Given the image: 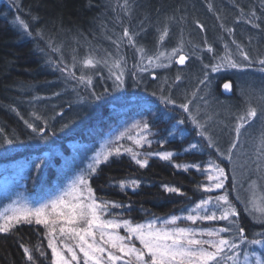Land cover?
<instances>
[{"label": "trees", "instance_id": "obj_1", "mask_svg": "<svg viewBox=\"0 0 264 264\" xmlns=\"http://www.w3.org/2000/svg\"><path fill=\"white\" fill-rule=\"evenodd\" d=\"M17 18L28 24L32 37L23 34ZM249 19L259 24L260 28L247 23ZM199 25L203 26V30ZM125 27L130 33H139L135 38L136 45L145 49L146 56L158 51L170 52L182 45L183 52L189 55L188 65L180 67L173 60L166 68L149 67L148 71L138 76L131 75L139 54L126 41L119 52L112 43L113 39L122 35ZM165 28L168 34L161 43L159 37ZM220 28L221 33L218 31ZM227 29L233 31L229 33ZM38 30H42L43 39L36 36ZM233 40L248 53L253 66L244 71L224 69L221 72L229 74L225 78L231 77L236 85L243 82L246 76L264 81V72L260 71L264 65L258 63L264 59V0H127L126 7L125 0H0V164L6 163L15 154L17 157L27 144L33 145L37 154L43 152L42 142L45 139L27 128L24 120L44 127L46 139L58 144L68 154L66 157L77 171L81 170L78 167L81 160L91 163L97 154L109 149V141L116 134L127 128L130 131L117 142L122 146V154L113 155L108 162L101 163L90 179L96 197L124 205L123 208H110V212L133 223L185 212L189 209L188 205L193 206L205 195L197 190L203 176L195 169L178 170L174 165L203 163L204 159L210 158V154L206 141H202L204 155L183 150L191 142L201 140L190 123L186 125V139L169 137L171 142L158 146L157 140L165 137V129L172 123L167 116L158 115L167 112L176 119H187L188 116L182 109L161 103L160 96H168L171 86V98L177 104L191 100V113L197 114L198 120L204 123L205 113L211 114L212 109L217 108L211 103L212 99L223 98L224 95L221 80L217 81V77L210 73L211 94L205 96L209 103L205 105L200 99L205 95L203 85L199 84L203 77V64L210 62L211 55H223L225 45L234 54L233 58L240 60ZM46 41H51L52 48H59L60 51H52ZM207 45L212 46L213 53H207ZM89 56L108 59L109 62L123 56L127 73L124 88L118 92L111 90L113 82L106 79L108 71L103 63L95 68L84 67L82 61ZM61 57L76 76H92L91 88L77 85L75 80H66L46 63L48 59L59 63ZM143 63L146 65L147 59ZM192 63L196 64V69H189ZM177 75L181 77L179 81H176ZM104 89L109 90L104 98L92 102L90 92L99 94ZM151 92L157 97H152ZM230 100L239 101V104L242 101L238 97ZM160 104L167 109L161 108ZM32 113L40 115L42 120H35ZM44 120L47 121L46 126ZM134 120L150 124V133L145 134L152 141L151 146L145 144L141 148L134 143L140 134L139 128H132ZM129 135L132 140L127 138ZM5 137L14 139V143H4ZM74 144L78 145V150L72 156ZM157 147L179 154L170 162L149 156L148 166L140 168L131 160L132 153L123 151L131 148L139 154L138 158L144 159L145 154ZM12 152L15 154L11 156ZM133 179L139 181L134 191L130 183ZM121 181L125 182L123 189L118 187ZM166 185L180 188L183 195L167 192ZM234 202L240 212V226L245 229L248 238H252L253 231L264 230V224L250 220L243 206ZM181 224L186 222H178L179 226ZM214 225L223 226L224 222H207L198 226ZM47 244L48 237L43 226L17 225L8 233H0V264H52L51 249ZM21 245L29 249L32 261L27 259ZM136 246L140 247L138 242Z\"/></svg>", "mask_w": 264, "mask_h": 264}, {"label": "snow or ice", "instance_id": "obj_2", "mask_svg": "<svg viewBox=\"0 0 264 264\" xmlns=\"http://www.w3.org/2000/svg\"><path fill=\"white\" fill-rule=\"evenodd\" d=\"M127 0H125V7ZM255 17V13H252ZM19 26L23 34L32 37V32L28 24L23 20H19ZM35 19V18H34ZM247 23L255 28H260L259 24L249 19ZM201 30L203 26L199 25ZM223 27V25H221ZM231 33L232 29H227ZM168 30L164 29L159 40L162 43L167 36ZM139 33H130L125 27L121 36L112 40L117 51L119 52L121 45L127 42V45L135 48L139 54V60L131 75L138 76L141 72L148 71L149 67L161 68L168 67L173 63L184 65L189 55L183 52V46L173 48L170 52L158 51L156 54L146 56L143 47H137L136 37ZM36 36L43 39L42 30H38ZM109 39H112L109 37ZM48 47L55 52H59V48H52L51 41H46ZM236 44V41H232ZM43 51V49H41ZM207 53H213L214 49L211 45L206 47ZM236 54L241 57L240 60L234 59V54L225 45L223 55H211L208 64H203V77L199 80V84L203 85L204 96L200 99L205 105L209 103L205 96L210 95L212 78L210 73H217L224 69H235L244 71L246 68L253 66V61L248 53L243 48L236 44ZM47 55V54H46ZM147 59V64L143 62ZM75 61V57H73ZM46 63L59 71L66 79L75 80L77 85L83 84L91 88L93 78L91 75L85 76L76 74L71 68L64 64L63 58L59 63L46 60ZM84 67L95 68L103 63L107 68L108 76L106 79L112 80V91L118 92L124 88V77L126 73V61L123 56L112 59H96L94 57H86L83 61ZM260 65H264V59L259 60ZM264 72V67L260 68ZM155 79V75L153 74ZM181 77L176 76V81ZM226 91H231L232 84L226 82L223 84ZM97 94L95 91L90 92L92 102L100 101L108 92ZM163 91V89H161ZM199 91V88H198ZM171 86L169 87L168 96H160V101L166 106L182 109L184 113H188L187 119H176L173 115L165 112L168 121H172L169 127L165 129V137L159 144L171 142L172 139L178 136L186 139L184 134L188 131L186 125L191 124L192 130L196 132L201 140L193 141L184 151L191 154L204 155L202 141H206V147L209 150L210 158L206 162H194L191 164H176L178 170L189 171L195 169L206 180V183L198 185V191H202L205 195L194 204L190 209H185V216L171 215L166 218H153L142 223H133L127 219H119L113 216L110 208H123L122 204H117L113 201H105L96 197L93 188L90 185L91 177L97 173L101 163L108 162L113 155L122 154V146L117 142L125 137L130 129H125L114 136V139L109 141L110 147L103 154H97L92 162L89 163L86 169H81L68 184L59 188L58 191L51 194L48 198L38 204L32 206L27 203L16 205L11 209L0 212V233H8L20 224H35L41 225L46 230L48 237L47 247L51 249L52 264H80V257L76 249L82 254L83 264H264V230L253 231L252 238L245 235V229L240 226V212L237 209V204L230 199L231 193H237L235 201L244 206V211L253 219L255 223L264 224V198L257 201L255 195L245 201L239 195L240 188L243 187V181H239L236 175V165L234 159V149L241 144L242 129L249 126L254 120L259 118L262 126H264V109H258L249 105L246 111L235 116L234 127L229 129V132H234L231 136L229 147L226 151L221 150L217 141L209 135L206 124L201 123L194 116L189 108L191 100L177 104L171 98ZM59 95V93H54ZM153 95H156L153 93ZM196 94L193 93L195 98ZM15 111V109H13ZM17 115L19 113L17 112ZM62 115V113H61ZM35 120H42V117L36 113H32ZM23 119V117H21ZM167 122V121H166ZM27 128L31 129L41 139H46L44 135L45 128L38 127L36 123L29 120H24ZM43 123L47 125V121ZM66 126V125H65ZM132 128H139L140 134L135 139L134 143L138 147H143L145 144L151 146L152 141L148 139L150 133V124L144 120L136 121ZM190 134V133H189ZM132 140V136H127ZM6 144H13L14 139L4 138ZM124 153H132L131 160L140 168L148 166L149 160L147 157L156 156L163 161H170L175 155L173 151H162L157 153L149 152L145 154L146 158H138V153L132 151L131 148L123 150ZM215 155V159L211 155ZM227 161L232 167L231 172V188H226V183L229 180V173H226L222 163ZM251 163L255 167H249L250 172L257 174L260 180H264V135H261L256 145L254 159ZM37 172H40L43 166H47L48 161L43 157H38L37 161L30 162ZM133 191L139 185L138 180H131ZM120 188L125 187V182L121 181L118 185ZM257 187V181L249 183V189L254 190ZM165 190L169 193L183 195L178 187L165 186ZM213 193H217L213 195ZM118 215V214H117ZM180 221H187L190 225L181 227L178 225ZM223 221V226L216 227H200L198 225L206 222ZM121 229L125 234H121ZM62 245L58 247L57 240ZM72 241L74 243H68ZM136 242L140 247L136 246ZM23 247L24 253L29 261L33 257L29 254V249ZM259 249L261 251H257ZM65 251L69 254L65 255Z\"/></svg>", "mask_w": 264, "mask_h": 264}, {"label": "rangeland", "instance_id": "obj_3", "mask_svg": "<svg viewBox=\"0 0 264 264\" xmlns=\"http://www.w3.org/2000/svg\"><path fill=\"white\" fill-rule=\"evenodd\" d=\"M246 77L243 82H239V84L236 85L237 95L242 96L240 104L239 101H231L230 99L224 98L226 99L224 100L225 108L221 109L217 107L211 111L213 119L210 125L213 127L209 129L208 133L217 141L220 149L224 151L229 147L231 136H234V132L230 133L229 129L234 127L235 116L246 111L249 105L256 107L258 112L260 109H264V84H261V82L264 81H259V86L254 87L247 84L248 80L251 82L254 81L253 78L249 79V77ZM244 83H246L245 86L243 85ZM135 98L140 99L137 97ZM205 114L209 116L208 113ZM194 116L197 117V114ZM197 119L199 118L197 117ZM261 135H264V126H262L259 118L242 129L241 144H246L245 147L247 151L244 150V158L238 169L236 168V175L239 181H243V187L240 188L239 195L245 201L250 199L253 193L257 201L264 198V180H260L256 173L249 171L250 166L255 167V165L251 163L252 159H254L255 152H249V148H256V142L258 141H255V139L259 140ZM42 143H44L43 152L37 154L34 150V146L27 144L23 147V150H21L22 152L17 154V157L15 152H12L11 156L14 154L15 156L8 158L6 163L0 164V177L2 178V181H0V212L8 210V214H10L13 207L24 203L38 206L40 202L58 191L60 187L68 184L69 181L79 173H70V159L62 153L55 143L50 139H45ZM74 145L71 149L72 156L76 155L75 152L78 150V145ZM233 151L235 162H239V160L236 159V151ZM7 153L10 154L8 150ZM38 157H43L48 161L47 166L42 165L40 172H37L30 164V162L37 161ZM59 160L60 162L57 163ZM84 166L85 164L82 163L78 167L84 169ZM54 171L55 173H53ZM225 171L232 172V167L228 162ZM253 180L257 181V187L254 190H250L249 183ZM230 185L231 182H229V189ZM227 186L228 184L226 183V187ZM26 191H28V193H25ZM215 194L216 193H213V195ZM236 194L235 192L231 193L230 199L235 201ZM237 203L240 204L239 202ZM250 220L253 221L251 217ZM214 227H216V225H214ZM120 231L121 234L124 233L123 229ZM67 242L74 243L72 241ZM57 244L58 247L62 248V245L59 244V239L57 240ZM76 251L80 257V264H83L82 254L79 253L78 249H76ZM65 255L68 256L69 254L65 251Z\"/></svg>", "mask_w": 264, "mask_h": 264}, {"label": "bare ground", "instance_id": "obj_4", "mask_svg": "<svg viewBox=\"0 0 264 264\" xmlns=\"http://www.w3.org/2000/svg\"><path fill=\"white\" fill-rule=\"evenodd\" d=\"M222 29H223V27H222ZM220 33H221V28L218 30ZM185 53V52H184ZM186 54V53H185ZM187 62H188V60H186V62H185V64L184 65H182V66H180V67H185V66H187L188 64H187ZM164 68H166V67H164ZM197 67H196V64H194V63H192L191 65H190V68L189 69H196ZM222 71V70H221ZM217 72V73H211V74H213L212 76H216L217 78H216V80L217 81H220L221 80V82L223 83V82H227V81H231V84H232V89H231V92H230V94H225V93H223V95H224V97L222 98V97H218V99H216V98H213L212 99V104H213V106L214 107H218V108H221V109H223V108H225V104H224V100H226V99H234L235 97H238L239 99H241L242 98V96L241 95H237V88H236V84H234L233 83V81H232V78L231 77H228V78H225V76H229V74H228V72L227 71H223V72ZM248 77V76H247ZM246 77V78H247ZM225 78V79H224ZM254 81L256 82H251V81H247V84L248 85H250V86H254V87H256V86H259L258 84H259V80H255L254 79ZM221 83V84H222ZM261 84H264V82H261ZM150 95L152 96V97H157V94L156 95H153V93L151 92L150 93ZM224 98H226V99H224ZM161 106V108H165V109H167V107H164V106H162V104H160ZM216 109V108H215ZM243 109V108H242ZM159 117H164V114L163 115H158ZM212 119H213V114L211 113V114H209V116H207L206 118H205V120H204V123L206 124V128L207 129H211L213 126L212 125H210L211 124V122H212ZM157 136H160L161 134H159V133H155ZM149 136H151V134L149 135ZM155 139H156V137H155ZM255 139V138H254ZM77 140H80V139H77ZM157 141H160V139L159 140H157ZM255 141H258L257 139H255ZM257 143L258 142H256V145H257ZM59 148H60V146L58 145V144H56ZM160 144L158 143V146H159ZM246 146V144H244V145H238V148L237 149H234L235 151H236V159L237 160H239V162H235V165H236V168L238 169V167L240 166V163H241V161L243 160V158H244V150L245 151H247V148L245 147ZM186 148H188V146L187 147H185L184 146V148H183V150H185ZM250 149V151L249 152H255L256 151V148H249ZM60 150L62 151V153L65 155V156H67L68 154H66L64 151H63V149H61L60 148ZM157 152H162V150H161V148L160 147H157L152 153H157ZM155 158H157V157H155ZM211 158H213V159H215L216 157H215V155L213 154V156L211 157ZM209 159V158H208ZM208 159H204L203 160V162H206ZM171 161V160H170ZM170 161H167V162H170ZM82 163H84L85 164V166H84V169H86L87 168V166L89 165V160H81V164ZM222 166H224V167H226L227 166V161H224L223 163H222ZM70 167V173H78L79 171H77V169H75V167L73 166H69ZM229 171H230V169H229ZM229 171H226V173H229V180H228V182H227V184L229 183V182H231V172H229ZM53 173H55V171L53 172ZM73 175V174H72ZM68 176V175H67ZM203 179V182L202 183H206V180H205V178L203 177L202 178ZM231 186V185H230ZM194 206V205H193ZM192 205H188V208L190 209V208H192L193 207ZM173 215H177V216H185V215H187V212H182V213H180V214H173ZM181 223H185L186 222V224H181V226L182 227H186V225L189 223V222H187V221H180ZM207 223V222H206ZM206 225V224H205ZM123 232V231H122Z\"/></svg>", "mask_w": 264, "mask_h": 264}, {"label": "water", "instance_id": "obj_5", "mask_svg": "<svg viewBox=\"0 0 264 264\" xmlns=\"http://www.w3.org/2000/svg\"><path fill=\"white\" fill-rule=\"evenodd\" d=\"M177 65H178V64H177ZM178 66H182V65H178ZM227 82H230V83H231V81H227ZM224 83H226V82H223V83L221 84V92H222V93H225V94H230L231 91H230V92H229V91H226V90L223 88V84H224Z\"/></svg>", "mask_w": 264, "mask_h": 264}]
</instances>
